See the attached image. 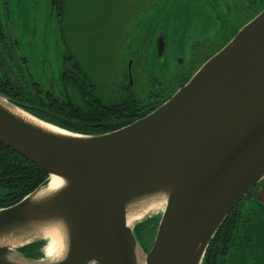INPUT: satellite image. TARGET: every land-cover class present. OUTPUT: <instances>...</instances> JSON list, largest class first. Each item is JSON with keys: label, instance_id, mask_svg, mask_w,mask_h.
I'll list each match as a JSON object with an SVG mask.
<instances>
[{"label": "water", "instance_id": "1", "mask_svg": "<svg viewBox=\"0 0 264 264\" xmlns=\"http://www.w3.org/2000/svg\"><path fill=\"white\" fill-rule=\"evenodd\" d=\"M157 46L161 56L163 39ZM0 144L48 176L0 208V264H201L228 214L264 178V10L169 99L115 130H66L0 94ZM52 177L62 185L38 197ZM255 198L264 205V183ZM152 219L146 251L136 230ZM53 224L64 228L66 248L50 260L49 238L36 231ZM34 243L40 254L30 257Z\"/></svg>", "mask_w": 264, "mask_h": 264}, {"label": "flooded vegetation", "instance_id": "2", "mask_svg": "<svg viewBox=\"0 0 264 264\" xmlns=\"http://www.w3.org/2000/svg\"><path fill=\"white\" fill-rule=\"evenodd\" d=\"M144 5L140 3L139 12L142 14ZM156 5L158 7L157 16L161 18V25L171 30L169 40L177 38L180 44L188 47L189 50L183 49L181 53L186 57V60L199 62L200 65L197 69L225 46L242 26L264 10V0H159ZM57 15H59L57 23L60 35L56 42L61 50L60 46H67V41L63 28V15L60 11L57 12ZM2 27L5 32V27L3 25ZM156 31V35L152 34L154 31L151 33L146 31L142 40L149 44L150 59L162 61L166 53L167 34L164 30L158 29ZM5 33L7 41L4 44L5 47H9L10 52L8 49H4L5 54L3 55L2 45L4 44L0 43V77L6 73L9 78L13 79L12 82L17 88L21 86L20 91H8L18 95V97H9V99L20 103V105H25L27 110L34 114L43 117L49 116L48 118H52L51 120L56 123L76 125L86 134L105 133L110 128L129 124L156 108L161 104V101L167 100L175 92L168 91L166 94L169 92L171 94L166 95L164 91H155L161 82L152 74H149L150 77L146 84L141 86V89L139 88L140 91L136 87L134 88L135 83L131 78V65L134 61L137 63L140 61L132 56L128 61L123 81L112 83L113 85L109 89L103 84L102 91H87L75 67L71 65L61 66L63 48L59 55L60 72L57 78L60 80V84L58 82V89L47 80V86L51 91H31L29 85H32V89L34 86L41 89L43 85L33 80L29 72L23 67L27 63V58H17L14 55L15 41L9 33ZM160 38L164 42V50L161 56L157 49ZM69 55L73 54L69 52ZM174 61L178 62L180 66L185 64V60L181 57H175ZM20 65L21 69L27 71L28 74L21 71ZM8 69L11 72L15 70L16 73H10ZM67 71L69 75L80 79L78 83L83 87V91L80 94L77 91L76 94L80 108L84 109L83 111H96L97 114L94 118L99 119L98 122H90L86 120V117L70 119L61 115L56 116L53 113L54 110L29 98L30 94L52 95L54 98L55 96L58 97L59 101L70 98L73 91H69L64 82ZM187 73L181 71L174 79L187 78ZM191 76L192 74L189 78ZM22 87L28 91H24ZM91 101L99 103L90 105L89 102ZM102 111H106V113ZM262 183H264V178L245 194L231 210L228 223L224 225L222 231H217V235L215 233L211 239L201 264H264V205L255 198Z\"/></svg>", "mask_w": 264, "mask_h": 264}, {"label": "rangeland", "instance_id": "3", "mask_svg": "<svg viewBox=\"0 0 264 264\" xmlns=\"http://www.w3.org/2000/svg\"><path fill=\"white\" fill-rule=\"evenodd\" d=\"M59 1H62V20L67 41V46H60L61 50L63 48L64 52L68 50L73 54L80 64L81 74L97 85L96 91H102L103 84L109 89L112 83L123 81L131 56L140 61H134L131 65V78L135 83L133 87L139 89L152 74L161 82L155 91H164L165 94L176 90L180 78H174L179 72H188V77L200 65L197 61L186 60L181 51L188 47L180 44L177 38L169 40L171 30L162 26L161 18L157 16L158 7L155 4L159 0ZM140 3L145 4L143 14L139 12ZM57 20L51 0H0V21L5 32L15 41L14 55L27 58L23 67L33 80L43 85L42 89L48 87L47 80L56 89L58 82L60 84L57 78L61 53L56 42L60 35ZM158 29L167 34L166 53L162 61L150 59L149 44L142 40L146 31H154L152 34L156 35ZM175 57L183 58L185 64L178 65L174 61ZM25 70L21 69L28 74ZM8 71L16 73L15 70ZM170 92L167 94L170 95ZM76 94H73L72 100L77 104ZM158 209L150 211L156 212ZM150 211H145V216L152 213ZM152 224L150 221L138 226L137 235L145 236Z\"/></svg>", "mask_w": 264, "mask_h": 264}, {"label": "trees", "instance_id": "4", "mask_svg": "<svg viewBox=\"0 0 264 264\" xmlns=\"http://www.w3.org/2000/svg\"><path fill=\"white\" fill-rule=\"evenodd\" d=\"M59 11L61 13L63 11L62 1L55 0V12L57 17L59 16L57 15V12ZM6 38H7L6 33L3 31V27L0 23V43L4 44V42L7 41ZM2 46H3L2 48L3 55L5 54L4 49H8V51L10 52L9 47L7 46L5 47V44ZM62 55L63 57L61 60V66L71 65L72 67H75L77 70V74L80 77L81 81L85 84V88L87 89V91H94L98 89L96 84L91 83L88 77L81 74L79 62L75 60L76 58L73 55H69L68 50H66V52L63 51ZM65 76L66 77L64 82L67 85V89H69V91H73L71 93L70 98H66V100L60 99L59 101L58 97L56 96L55 98L57 99H55L52 95L44 96L37 94L36 95L30 94L29 98L36 100L40 105L48 106L49 109L54 110L53 113L56 116L61 115L63 117L70 119H79L81 117H86V120L90 122H98L99 119L94 118V116H96L95 114H97L96 111L94 110L83 111L84 109L80 108L79 103L76 104L72 100L73 94H76L75 92L79 91L78 94H80V92L83 91V87L78 83L80 82V79L74 78L72 75H69L68 71L65 72ZM188 79L189 76L184 79H179L177 88L175 89L177 90L179 87H181L184 83L187 82ZM12 80L13 79L9 78L6 73H3V75L0 77V94H2L7 98L18 97V95H15L8 91H20L19 88L21 86L17 88L12 82ZM22 88L24 91H28L26 90L25 87ZM29 88L31 89V91H51L48 87H46L45 89L42 88L39 89L37 86L36 87L34 86L32 89V85H29ZM75 101L78 102V100ZM89 103L91 105V104H98L99 102L91 101ZM160 103H162V101ZM20 107L23 108L25 111L29 112L30 114L46 122L52 123L60 128L74 132L84 133L83 131L80 130V128L76 127V125L59 124L52 121L51 120L52 118H48L49 117L48 115H47L48 117L39 116L27 110L25 105L21 104ZM102 112L106 113V111H102ZM117 128L120 127H113L110 128V130L108 131L115 130ZM47 177L48 176L45 172H43L42 170H40L39 168L28 162L26 159L18 155L13 150L0 144V208L8 207L17 203L24 196L34 191L39 185L43 184L46 181ZM230 215L231 214L227 216V218L221 224V226L218 228L217 231L220 232L223 230L224 225L229 221ZM150 221H152L153 224L147 229L146 235L140 237L138 235V240L141 242V245L143 246L144 250L146 249V251L151 247L153 243L156 229L158 226V222L155 219L149 220L144 224H148ZM39 246L40 244L38 243L31 244L25 249L26 251L25 253L30 257H36L40 254V252L37 251V248Z\"/></svg>", "mask_w": 264, "mask_h": 264}, {"label": "bare ground", "instance_id": "5", "mask_svg": "<svg viewBox=\"0 0 264 264\" xmlns=\"http://www.w3.org/2000/svg\"><path fill=\"white\" fill-rule=\"evenodd\" d=\"M4 105H6L11 111L21 114L25 117L32 118L28 114H26L23 111H20L16 108L10 107L7 105L4 101H2ZM63 181L59 179L58 177H52L50 184L42 189L40 193L38 194V197L46 196L52 193L55 189H57L59 186H61ZM163 199L161 197H153L152 200L150 201L149 204H152V207L157 206L158 204L161 203ZM154 205V206H153ZM140 217V216H138ZM137 218H134L135 220ZM36 231V230H35ZM37 234L42 235L46 238H49V243L46 246V255L50 260H55L61 256L63 253L64 249L66 248L65 246V234H64V228L62 225L58 224H53L51 226H46L44 228L37 229Z\"/></svg>", "mask_w": 264, "mask_h": 264}]
</instances>
